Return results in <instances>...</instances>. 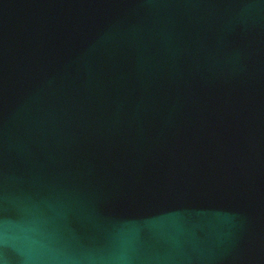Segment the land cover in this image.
<instances>
[{"label": "water", "instance_id": "95a60500", "mask_svg": "<svg viewBox=\"0 0 264 264\" xmlns=\"http://www.w3.org/2000/svg\"><path fill=\"white\" fill-rule=\"evenodd\" d=\"M0 264H264V0H0Z\"/></svg>", "mask_w": 264, "mask_h": 264}]
</instances>
